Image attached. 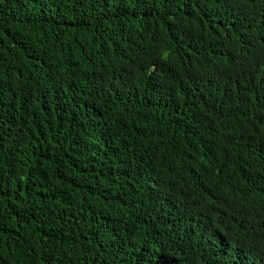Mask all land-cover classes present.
I'll return each mask as SVG.
<instances>
[{"label":"trees","instance_id":"trees-1","mask_svg":"<svg viewBox=\"0 0 264 264\" xmlns=\"http://www.w3.org/2000/svg\"><path fill=\"white\" fill-rule=\"evenodd\" d=\"M0 264H264V0H0Z\"/></svg>","mask_w":264,"mask_h":264}]
</instances>
